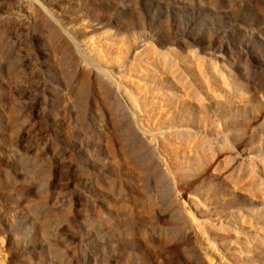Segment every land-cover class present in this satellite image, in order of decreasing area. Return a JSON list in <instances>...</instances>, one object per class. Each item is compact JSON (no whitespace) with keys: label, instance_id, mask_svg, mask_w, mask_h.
Segmentation results:
<instances>
[{"label":"rangeland","instance_id":"374dc122","mask_svg":"<svg viewBox=\"0 0 264 264\" xmlns=\"http://www.w3.org/2000/svg\"><path fill=\"white\" fill-rule=\"evenodd\" d=\"M35 2L0 0V264H264V0Z\"/></svg>","mask_w":264,"mask_h":264},{"label":"bare ground","instance_id":"6f19581e","mask_svg":"<svg viewBox=\"0 0 264 264\" xmlns=\"http://www.w3.org/2000/svg\"><path fill=\"white\" fill-rule=\"evenodd\" d=\"M25 1H28V3L30 4V8H32L31 10V16L35 17L36 16V13L39 11L38 7L36 6V2L35 0H25ZM34 19V18H33ZM34 21L36 22L37 21V18L34 19ZM51 34H52V37L54 38L55 36H57L58 34V31L57 29H52L51 30Z\"/></svg>","mask_w":264,"mask_h":264}]
</instances>
